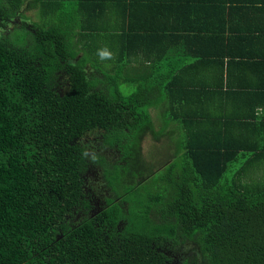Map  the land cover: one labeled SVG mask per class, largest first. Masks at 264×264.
Here are the masks:
<instances>
[{
	"label": "trees",
	"instance_id": "trees-1",
	"mask_svg": "<svg viewBox=\"0 0 264 264\" xmlns=\"http://www.w3.org/2000/svg\"><path fill=\"white\" fill-rule=\"evenodd\" d=\"M244 1L232 0L233 12L264 9V0ZM25 6L45 16L31 24L34 33L26 25L13 37L0 33V264H264V97L254 106L261 114L213 106L232 87L225 58L240 55L230 44L215 52L218 84L188 83V66L158 79L154 50L170 53L178 36L181 50L209 54L202 35L177 19L179 0H0V28L19 13L26 21ZM133 34L140 49L127 44ZM101 41L119 50L103 70L116 73L113 90L85 71L89 56L102 65ZM81 46L87 55L77 60ZM132 55L151 58L156 76H125ZM179 88L189 96H177ZM95 132L125 154L108 180L122 200L71 228L68 219L86 203L85 140ZM146 136L166 140L164 169L141 158L138 139ZM142 172L151 174L135 186Z\"/></svg>",
	"mask_w": 264,
	"mask_h": 264
},
{
	"label": "crops",
	"instance_id": "crops-1",
	"mask_svg": "<svg viewBox=\"0 0 264 264\" xmlns=\"http://www.w3.org/2000/svg\"><path fill=\"white\" fill-rule=\"evenodd\" d=\"M179 1L183 11L176 15L177 19L188 20V27L202 35L207 44L209 54L196 57L189 50H181V48H184V38L178 36L174 41L171 40L170 42V48L173 49L172 51L170 50V53L161 54L154 50L155 56L160 57L161 64L159 66L158 79L162 78L163 74L168 73L170 75L186 66L189 67V65L196 64L197 68L187 67V70L185 69L181 73L184 78H188V83L203 84L206 82L209 85L218 84L222 77V71L220 66H218V64H221V59H217L219 53L215 52L219 49H225V46L230 44V52H234V55H240L234 60L231 57L225 58L224 79H227L228 69V78L232 83V87L231 89L224 88L223 95L219 92V96H215L213 106L221 107V110L227 111V113L236 110V112H243L244 109L247 111L249 109V111L256 110L261 114L262 110L254 106H259L264 97V34L263 36H260V33L259 35L255 34L258 37H252L253 34L248 33L256 32L252 29L264 32V9H258L260 15L254 16L249 9L240 8L233 12V8L237 7L238 4H233L232 0H205V5H200V3L203 4V0H200V3H195L193 0L190 2L186 0ZM234 1L245 2L244 0ZM169 5L171 6L172 3ZM185 13L187 14L186 17H184ZM235 31L238 34H234L233 32ZM138 35H130L131 38L127 39V44L133 40L138 46ZM76 38L81 42L79 36H76ZM145 38L156 40L158 36H146ZM195 38L197 39V36ZM133 49L137 50L140 47H134ZM132 56L129 57V71L145 73L148 70H152L153 75L156 76L157 68L152 66L151 58L146 59L141 55H136L132 58ZM246 56L249 57L247 58ZM179 89L182 94H179L177 89L174 90L177 96H189L188 90ZM210 94L214 99L213 92Z\"/></svg>",
	"mask_w": 264,
	"mask_h": 264
},
{
	"label": "flooded vegetation",
	"instance_id": "flooded-vegetation-1",
	"mask_svg": "<svg viewBox=\"0 0 264 264\" xmlns=\"http://www.w3.org/2000/svg\"><path fill=\"white\" fill-rule=\"evenodd\" d=\"M26 9V6L24 7V11ZM9 25L5 26L3 28H0V33L3 34L6 37H9L10 33L15 29V31L21 30L22 28L27 26L26 30H32L34 33L33 24L28 25V23L24 20L22 14H18V17L15 19L8 20ZM33 28V29H32ZM78 58L77 60H81L82 58H85V51L83 50V47L81 46L78 49ZM89 62L86 63L85 71H93L94 74L98 75L101 82L106 80L104 76V66L102 62L100 61L101 65L100 67L94 68L92 65L93 60L92 57ZM99 71V74H97V70ZM109 75L113 74L112 70L108 69ZM66 76L63 74L62 76H59L60 85L63 87L67 85L68 83L65 80ZM63 88L61 89V91ZM100 132H95V135L88 136L85 140L86 143V153L88 155L87 158V167L86 170L82 173V178L84 180V186H85V198L84 201L85 204H82V207H80V210L76 214V217L69 218L68 223L71 228L78 227L81 223L85 222L86 219H91L92 217H96L99 214H101L103 211H106V209L110 206V201L112 203L114 202H121V198L119 196H116L115 191L108 185L109 180V174L111 171H114L115 166H120L121 162L120 160L125 158V154L123 150L119 147L118 142L116 144H113V146L105 145V142L101 140ZM155 141V140H154ZM134 142V140L132 141ZM138 142H141L140 147L138 148L139 154L141 158H143L141 153V147L142 142L141 139H138ZM123 143H129L123 142ZM157 145V144H156ZM155 145V146H156ZM158 146L154 147L153 151L157 149ZM119 148L121 150H119ZM168 154V153H167ZM130 158V157H129ZM143 160H145L143 158ZM146 173V172H145ZM148 175L145 176L144 172L142 174L138 175V180L135 182V186L137 184L144 180H148ZM135 179V178H134ZM133 179V180H134ZM111 203V204H112ZM125 205H127V202H125ZM184 262V260L182 261Z\"/></svg>",
	"mask_w": 264,
	"mask_h": 264
},
{
	"label": "rangeland",
	"instance_id": "rangeland-1",
	"mask_svg": "<svg viewBox=\"0 0 264 264\" xmlns=\"http://www.w3.org/2000/svg\"><path fill=\"white\" fill-rule=\"evenodd\" d=\"M24 15L26 17V22L28 23V25L29 24L31 25L34 22H38L39 24H42V22H43V20L45 18V16L42 14V11H40L39 8H38L37 12H35L34 9H27L26 8L25 11H24ZM14 33H15V29L10 33L9 36L13 37ZM23 37H24V35H23ZM30 42H33L32 41V35H30V40L28 41V45L31 44ZM95 44L100 45L102 49L103 48H107L108 49V47L110 46L111 47V52L114 54V58L112 60L107 59V60L101 61L103 66L105 67L104 70H106L107 67L110 66V61H113L115 58L118 57V55H117L118 51H119L118 47H112L111 46L113 44H116L114 42H108L109 46H108L107 42H104V41L97 42ZM131 73H132V71H129L128 69H125L124 72H123V74L125 76H129V75H131ZM97 74H99L98 70H97ZM115 74L116 73L114 72L113 74L109 75V73L107 71H105L104 72V76H105V78L107 80H105V83H103L104 81L103 82L99 81V83L103 84V86H105L107 89L113 90L114 87L112 85H110V83H111L110 79L114 78ZM94 79H99L98 75L95 74L94 75ZM121 90L123 91L122 93L124 95H129L131 90H132V88L130 86H128V85H125V86H123V88ZM163 140L166 142L165 139H163ZM165 142H163V141H159V142L157 141L156 142V141H154V139L151 136H146V138L142 142V147H141L142 156L145 159V163H148L149 165L155 166V167H152L153 170L164 169L168 165V162H169L170 158L167 155V153H168L167 149L168 148L165 145ZM155 145L158 146V147H157V149L155 151H153L154 147H156ZM159 152H161L160 155H158ZM177 157H180V156H177ZM149 174H151V173H145V176L149 175ZM258 176L259 177L260 176L264 177V171H262V172L260 171L258 173ZM137 180H138V178H135L133 181L136 182ZM193 252H194V250H192V248H191L190 252L184 253L183 260L186 261L189 258V256L191 255V253H193Z\"/></svg>",
	"mask_w": 264,
	"mask_h": 264
},
{
	"label": "clouds",
	"instance_id": "clouds-1",
	"mask_svg": "<svg viewBox=\"0 0 264 264\" xmlns=\"http://www.w3.org/2000/svg\"><path fill=\"white\" fill-rule=\"evenodd\" d=\"M98 55L100 57L101 60H107V59H113L114 58V54L108 50L107 48H103L98 50ZM85 155H87V153H85Z\"/></svg>",
	"mask_w": 264,
	"mask_h": 264
}]
</instances>
